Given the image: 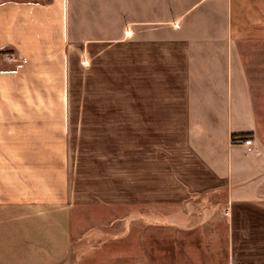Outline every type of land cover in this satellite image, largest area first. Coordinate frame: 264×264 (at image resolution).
I'll return each instance as SVG.
<instances>
[{"label": "crops", "instance_id": "obj_1", "mask_svg": "<svg viewBox=\"0 0 264 264\" xmlns=\"http://www.w3.org/2000/svg\"><path fill=\"white\" fill-rule=\"evenodd\" d=\"M200 13L209 22L194 21ZM74 17L80 21L75 31ZM81 29L86 39L78 36ZM191 29L219 32L196 37ZM81 43L89 69L101 55L107 68V48H118L112 63L126 78L119 125L139 127L138 181L150 190L149 200L179 203L220 188L231 191L232 204L253 200L232 194L240 166L232 139L244 85L241 49L264 45V0H0V51L11 47L21 62L7 74L9 88L17 77L24 82L20 93L61 96L51 103H6L0 158L11 159L17 174L0 196V264H73V107L62 99ZM128 73L135 76L134 105ZM27 77L40 79V89L30 90Z\"/></svg>", "mask_w": 264, "mask_h": 264}, {"label": "rangeland", "instance_id": "obj_2", "mask_svg": "<svg viewBox=\"0 0 264 264\" xmlns=\"http://www.w3.org/2000/svg\"><path fill=\"white\" fill-rule=\"evenodd\" d=\"M210 16L220 21V16ZM192 18L196 22L210 19L202 13ZM241 21L246 22L247 16H241ZM79 22L74 17V31ZM77 32L81 40L86 39V29ZM188 32L202 37L219 31L191 29ZM87 49L81 43L76 50L69 92L62 99L73 107L68 132L74 201L72 263L264 264V45L245 44L241 49L244 85L239 125L232 139L240 149V166L233 176L232 194L253 200L233 204L231 191L226 188L193 194L179 203L166 198L149 200L150 190L138 181L137 171L143 167L137 148L141 144L137 140L141 134L139 127L119 125L121 102L126 100V78L120 64L112 63L111 56L118 48H107V68L101 55L91 69L87 64ZM15 54L11 47L0 51L1 136L7 134L4 126L7 102L61 101L59 94L46 91L20 93L24 82L17 77L10 80L9 88L7 74L21 64L14 60ZM129 74L127 95L134 105L135 76L130 80ZM25 79L30 90L40 89V79ZM147 137L145 145L149 151L150 134ZM246 139L253 141L251 150L244 143ZM0 161V196L5 197L17 172L11 159L0 158ZM236 204L240 205L236 208Z\"/></svg>", "mask_w": 264, "mask_h": 264}, {"label": "built area", "instance_id": "obj_3", "mask_svg": "<svg viewBox=\"0 0 264 264\" xmlns=\"http://www.w3.org/2000/svg\"><path fill=\"white\" fill-rule=\"evenodd\" d=\"M244 143H245V145L247 146V148H248L249 150L252 149V147H253V141H252V139H246V140L244 141Z\"/></svg>", "mask_w": 264, "mask_h": 264}]
</instances>
